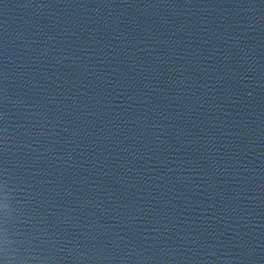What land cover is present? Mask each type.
Returning a JSON list of instances; mask_svg holds the SVG:
<instances>
[{
	"label": "water",
	"instance_id": "water-1",
	"mask_svg": "<svg viewBox=\"0 0 264 264\" xmlns=\"http://www.w3.org/2000/svg\"><path fill=\"white\" fill-rule=\"evenodd\" d=\"M0 247L264 264V0H0Z\"/></svg>",
	"mask_w": 264,
	"mask_h": 264
},
{
	"label": "clouds",
	"instance_id": "clouds-1",
	"mask_svg": "<svg viewBox=\"0 0 264 264\" xmlns=\"http://www.w3.org/2000/svg\"><path fill=\"white\" fill-rule=\"evenodd\" d=\"M0 253L4 254L5 264H11V260H14L13 257H9L8 252H6L2 247H0Z\"/></svg>",
	"mask_w": 264,
	"mask_h": 264
}]
</instances>
